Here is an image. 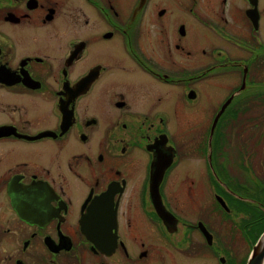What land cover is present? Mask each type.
Segmentation results:
<instances>
[{
  "label": "flooded vegetation",
  "instance_id": "flooded-vegetation-1",
  "mask_svg": "<svg viewBox=\"0 0 264 264\" xmlns=\"http://www.w3.org/2000/svg\"><path fill=\"white\" fill-rule=\"evenodd\" d=\"M263 233L264 0H0V264H246Z\"/></svg>",
  "mask_w": 264,
  "mask_h": 264
},
{
  "label": "water",
  "instance_id": "water-1",
  "mask_svg": "<svg viewBox=\"0 0 264 264\" xmlns=\"http://www.w3.org/2000/svg\"><path fill=\"white\" fill-rule=\"evenodd\" d=\"M252 250L247 264H264V233L253 246Z\"/></svg>",
  "mask_w": 264,
  "mask_h": 264
},
{
  "label": "rangeland",
  "instance_id": "rangeland-1",
  "mask_svg": "<svg viewBox=\"0 0 264 264\" xmlns=\"http://www.w3.org/2000/svg\"><path fill=\"white\" fill-rule=\"evenodd\" d=\"M252 249H253V247L248 248L249 251L246 253V255L250 256L249 253H250V254L252 253V251H253ZM250 251H251V252H250ZM247 263H248V261H247ZM247 263H246V264H247Z\"/></svg>",
  "mask_w": 264,
  "mask_h": 264
}]
</instances>
